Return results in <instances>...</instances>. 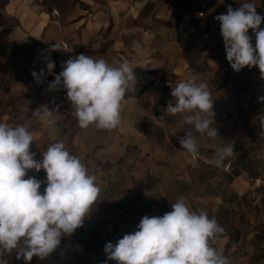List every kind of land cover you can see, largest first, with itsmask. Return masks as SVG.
<instances>
[{"label":"crops","instance_id":"obj_1","mask_svg":"<svg viewBox=\"0 0 264 264\" xmlns=\"http://www.w3.org/2000/svg\"><path fill=\"white\" fill-rule=\"evenodd\" d=\"M197 2L6 0L0 25L7 47L0 46V63L6 62L0 69V123L25 125L33 133L30 151L36 160L50 144L62 142L97 176L100 187L83 225L62 237L48 257H33L28 264H117L107 259L106 243L115 244L124 234L134 233L145 215L171 211V203L180 198L210 217L219 210L238 216L247 228L246 233L235 229L241 231L238 243L230 249L225 235L215 239L213 246L229 264H264V242H256L264 240V138L254 121L264 113V103L258 102L264 96V79L257 67L232 70L215 20L229 6L235 10L247 2L254 3L264 17V0H215L210 19L196 26ZM260 27L264 28V20ZM248 35L255 48L251 29ZM55 42L63 50L48 51ZM80 54L112 66L128 61L134 68L136 82L129 85L121 123L115 129L94 125L81 129L66 91L48 90L49 82L62 71L61 63ZM48 56L55 62L53 75L47 72ZM42 69V83L37 84L32 73ZM192 77L207 84L215 113L211 127L219 131L215 140L194 132L200 153L196 163L179 144L193 129L182 115L164 112L173 99L172 87ZM43 105L58 110L51 117L54 126L33 115ZM226 145H234V157L219 167L206 162ZM154 169L157 174L150 176ZM28 176L46 179L43 170H29ZM254 181L259 188H252ZM258 244L262 245L257 250Z\"/></svg>","mask_w":264,"mask_h":264},{"label":"clouds","instance_id":"obj_2","mask_svg":"<svg viewBox=\"0 0 264 264\" xmlns=\"http://www.w3.org/2000/svg\"><path fill=\"white\" fill-rule=\"evenodd\" d=\"M219 22L226 58L235 72L257 67L264 79V17L254 3H242L226 14L215 17ZM249 29L255 35V48ZM63 50L55 42L48 51ZM45 64L53 75L55 62L48 56ZM60 73L49 82L48 90L63 89L72 104L78 126L87 129L112 130L121 123V109L128 99L130 83L135 85L134 68L128 61L112 66L104 59L80 54L61 63ZM37 84L42 83L43 69L32 73ZM197 77L172 87V100L164 109L166 115L184 117L194 130L180 138L181 150L193 163L200 159L195 133L215 140L219 135L215 123L213 101L207 84L196 82ZM264 103V96L258 98ZM43 109V111H41ZM47 105L33 111L47 126H54L53 113ZM155 118V117H154ZM259 122L260 138H264V113L254 117ZM33 133L25 125L0 123V264L5 256L16 251V258L26 264L33 257L44 259L53 253L64 236L71 235L83 225L99 196L97 176L89 173L81 160L65 149L62 142L50 144L35 159L30 151ZM234 145L219 147L206 162L222 166L234 157ZM43 170L41 181L28 176V171ZM27 177V178H25ZM44 185L43 192L41 187ZM171 211L162 216H143L134 233L124 234L115 244L107 242L104 252L117 264H229L228 258L213 246L224 228L203 210H192L183 198L171 203Z\"/></svg>","mask_w":264,"mask_h":264},{"label":"rangeland","instance_id":"obj_3","mask_svg":"<svg viewBox=\"0 0 264 264\" xmlns=\"http://www.w3.org/2000/svg\"><path fill=\"white\" fill-rule=\"evenodd\" d=\"M1 3H2V0H0V4ZM1 39H2V36H0V41H1L0 42V46H5L4 42H2L3 40H1ZM5 48L7 49L6 46H5ZM9 48L12 50L11 54L15 52V48L13 46H11ZM6 52L8 53V50ZM0 60H1V57H0ZM200 60H201V57H200ZM5 64H6V62L5 63H0V69L2 67H4ZM253 167L256 168L254 165H253ZM227 170H229V169H227ZM258 185H260V184L257 181V183L255 184L256 187L252 186V188H259ZM224 204H225V206H224L225 208H227V209H231L232 208V206H229L227 203H224ZM211 217H213V216H211ZM222 217H223V219H222L223 223H219V224L223 226L224 231H225V235H228V237H229L228 242H231L230 243V249H231L232 248L231 246L237 244L238 243L237 240L240 239V235H238V234H241V231H237L235 229H237L239 227V229L245 231V233H246L247 228H246V225L240 223L239 217L234 215V214H232V212L231 213H226ZM225 235L222 234L221 236H225ZM241 242H243V239L241 240ZM256 242L260 243V242H264V240H261V239L257 238ZM261 245L262 244H258L256 249L258 250L259 246H261ZM13 252L11 254H8V255L5 256V259L7 260V264H26V262L23 259H19L18 260L16 258V254H15L16 251L15 250ZM8 256H10L9 259H7Z\"/></svg>","mask_w":264,"mask_h":264},{"label":"built area","instance_id":"obj_4","mask_svg":"<svg viewBox=\"0 0 264 264\" xmlns=\"http://www.w3.org/2000/svg\"><path fill=\"white\" fill-rule=\"evenodd\" d=\"M215 0H198L197 2V11L193 18V21L196 26L203 24L205 21L210 19L211 9L213 7V3ZM218 1V0H217ZM220 1V0H219ZM195 27H191L190 32H193ZM165 87H171L170 84H165ZM157 174V170L154 169L152 172L149 173L150 176H154ZM257 182H254V185Z\"/></svg>","mask_w":264,"mask_h":264},{"label":"trees","instance_id":"obj_5","mask_svg":"<svg viewBox=\"0 0 264 264\" xmlns=\"http://www.w3.org/2000/svg\"><path fill=\"white\" fill-rule=\"evenodd\" d=\"M6 0H2V3L0 4V25L2 24V14H1V10L3 8V6L5 5ZM4 36V33H1L0 36ZM229 213L228 210H219V213H217L215 216L213 215V217L219 222V223H223L222 219H223V215ZM223 235H225V231L223 233ZM10 256H8L7 259H9Z\"/></svg>","mask_w":264,"mask_h":264}]
</instances>
